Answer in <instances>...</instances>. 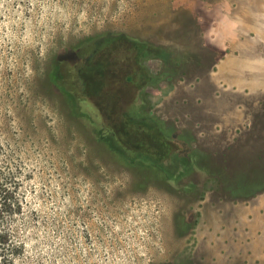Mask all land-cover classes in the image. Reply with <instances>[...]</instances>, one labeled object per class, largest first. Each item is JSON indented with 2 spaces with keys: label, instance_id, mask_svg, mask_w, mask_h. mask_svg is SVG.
I'll return each instance as SVG.
<instances>
[{
  "label": "rangeland",
  "instance_id": "374dc122",
  "mask_svg": "<svg viewBox=\"0 0 264 264\" xmlns=\"http://www.w3.org/2000/svg\"><path fill=\"white\" fill-rule=\"evenodd\" d=\"M0 170L15 264H264V0H0Z\"/></svg>",
  "mask_w": 264,
  "mask_h": 264
},
{
  "label": "trees",
  "instance_id": "16d2710c",
  "mask_svg": "<svg viewBox=\"0 0 264 264\" xmlns=\"http://www.w3.org/2000/svg\"><path fill=\"white\" fill-rule=\"evenodd\" d=\"M90 41L84 43L77 54L81 50H93L97 45V41ZM138 162L143 163V160L138 159ZM16 188L17 179L11 174H4L0 170V264H15V257L23 251L24 247V243L17 236L16 229L6 222L7 219H9L8 221L14 219L22 211Z\"/></svg>",
  "mask_w": 264,
  "mask_h": 264
}]
</instances>
